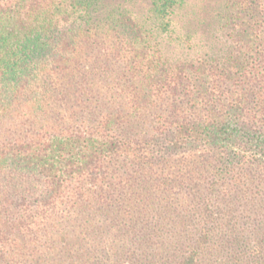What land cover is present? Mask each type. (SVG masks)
<instances>
[{"label": "trees", "instance_id": "16d2710c", "mask_svg": "<svg viewBox=\"0 0 264 264\" xmlns=\"http://www.w3.org/2000/svg\"><path fill=\"white\" fill-rule=\"evenodd\" d=\"M127 1L0 0V264H264V0Z\"/></svg>", "mask_w": 264, "mask_h": 264}, {"label": "rangeland", "instance_id": "374dc122", "mask_svg": "<svg viewBox=\"0 0 264 264\" xmlns=\"http://www.w3.org/2000/svg\"><path fill=\"white\" fill-rule=\"evenodd\" d=\"M115 2H122L123 0H114ZM188 7L187 11L191 17L196 18L195 20H201L208 18L210 8H216L222 0H186ZM126 7L128 10L137 18H141L148 8L147 0H130L126 2ZM184 17L187 13H183ZM188 18V20L190 19ZM182 19H184L182 17ZM185 20V19H184ZM187 20V19H186ZM193 20V19H192ZM181 21V20H180ZM181 24V22H180Z\"/></svg>", "mask_w": 264, "mask_h": 264}]
</instances>
